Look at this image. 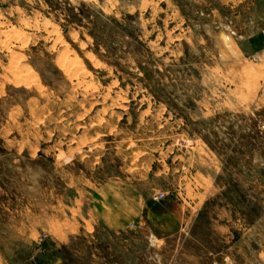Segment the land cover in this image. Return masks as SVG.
<instances>
[{
  "label": "rangeland",
  "instance_id": "1",
  "mask_svg": "<svg viewBox=\"0 0 264 264\" xmlns=\"http://www.w3.org/2000/svg\"><path fill=\"white\" fill-rule=\"evenodd\" d=\"M0 264H264V0H0Z\"/></svg>",
  "mask_w": 264,
  "mask_h": 264
},
{
  "label": "crops",
  "instance_id": "2",
  "mask_svg": "<svg viewBox=\"0 0 264 264\" xmlns=\"http://www.w3.org/2000/svg\"><path fill=\"white\" fill-rule=\"evenodd\" d=\"M243 36H239V38H242ZM245 37V36H244ZM243 37V38H244ZM256 56H258L257 54H256ZM261 57V56H260ZM205 201H207V200H205ZM159 217L160 216H168V217H172V219L174 220V221H176L178 224H181V222H182V220L183 219H185L184 217L182 218V216L181 215H176L175 213H169V212H165V213H162V214H159L158 215ZM182 218V219H181ZM186 220V219H185ZM237 223H239V221H240V218L238 217L237 218ZM239 227H240V225H239ZM244 230H245V228H243ZM238 231H240V228H238Z\"/></svg>",
  "mask_w": 264,
  "mask_h": 264
},
{
  "label": "built area",
  "instance_id": "3",
  "mask_svg": "<svg viewBox=\"0 0 264 264\" xmlns=\"http://www.w3.org/2000/svg\"><path fill=\"white\" fill-rule=\"evenodd\" d=\"M160 196L156 197V198H161L163 195L162 194H159Z\"/></svg>",
  "mask_w": 264,
  "mask_h": 264
}]
</instances>
